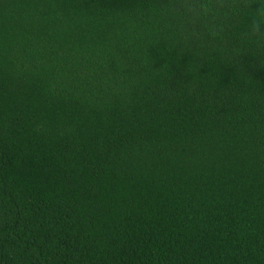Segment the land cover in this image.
Wrapping results in <instances>:
<instances>
[{"label": "trees", "instance_id": "obj_1", "mask_svg": "<svg viewBox=\"0 0 264 264\" xmlns=\"http://www.w3.org/2000/svg\"><path fill=\"white\" fill-rule=\"evenodd\" d=\"M0 264H264V0H0Z\"/></svg>", "mask_w": 264, "mask_h": 264}]
</instances>
